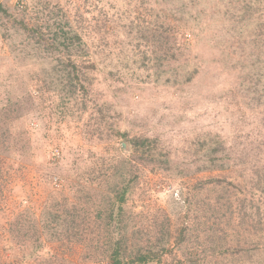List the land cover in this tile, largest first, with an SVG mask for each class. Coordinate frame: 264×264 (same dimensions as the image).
<instances>
[{"label":"rangeland","instance_id":"374dc122","mask_svg":"<svg viewBox=\"0 0 264 264\" xmlns=\"http://www.w3.org/2000/svg\"><path fill=\"white\" fill-rule=\"evenodd\" d=\"M238 1L233 0L232 8L237 12ZM224 4L222 0H196L192 12L202 11L203 15L196 26L194 19L182 17L178 4L179 9L172 16L167 10L162 14L160 0H0V264H107L109 232L105 225L85 221L81 212L82 219L69 218L80 227V234L71 239L72 245L48 241L32 257L23 255L26 249L8 228L15 219L24 225L49 218L50 213L45 214L46 204L51 203L49 197L55 192L59 199L58 192L70 201H90L89 204L95 202L97 194L100 198L109 196L108 188L120 179L116 166L133 154L124 136L88 143V129L84 131L83 127V122L91 118L88 113L85 119L80 115L76 119L77 115L72 114L64 117L62 82L49 85L53 67H61L59 54L45 56L46 47L29 36L19 22L25 18L31 26L36 22L45 26L50 11L59 14L57 19L49 20L52 30H56L59 20L72 28L85 20L89 31L96 24L105 23L110 35L108 43H119L115 51H109L106 44L100 48L98 34L83 36L102 69L89 86L85 102L90 105L92 120H101L97 131L107 136L119 131L150 138L155 153L172 159L167 171H154L142 164L133 167L139 175L134 192L137 201L127 205H140V212L130 220L129 235H137L144 244L153 240L155 228L160 229L163 218L166 222V215L175 234L183 230L189 234L188 244L179 247L184 251L188 245L191 256L197 255L195 258L200 260L198 264H264V232L249 227V223L247 228L238 230L239 235L234 227H222L223 223L238 222L237 204L250 196L256 172L264 169V99L253 91L261 84H254L249 73L257 74L258 70L248 67L252 63L249 56L264 48V23L260 24L261 31H255L258 24L251 23L235 33L218 13L225 10ZM166 13L171 18L166 19ZM157 19L167 20L169 33L179 36L173 56L156 73L153 68L142 70L133 61L137 57L133 53L132 71L120 65L123 78L118 79L122 59L119 48L132 41L127 49L134 52L138 30L143 31L144 26ZM113 21H117V26ZM132 22L135 29L131 28ZM180 30L187 33L180 35ZM142 49L143 46L137 51ZM110 52L113 55L109 56ZM110 70L117 74L112 75ZM31 75H35L34 82L32 78L28 81ZM19 83L24 91H19ZM96 99L116 102L114 107L120 112H112L102 121L92 107ZM24 122L25 127L19 130L25 129L21 138L28 149L22 154L18 152V158L11 150L12 138ZM210 134L226 142L235 160L222 169L195 172L198 156L204 154L198 147L199 138L203 141ZM186 163L193 170L191 175L172 173L177 171L176 166L185 167ZM78 187L83 191L76 196L74 191ZM143 189L147 195H142ZM61 208L62 204H53L48 212L56 210L60 214ZM212 227L220 230L217 238H224L220 247L224 252L217 257L209 250L214 245L210 240L214 234ZM78 235L83 241H77ZM179 247L176 254L180 253ZM250 248L254 253L250 254ZM162 264H173L172 259Z\"/></svg>","mask_w":264,"mask_h":264},{"label":"trees","instance_id":"16d2710c","mask_svg":"<svg viewBox=\"0 0 264 264\" xmlns=\"http://www.w3.org/2000/svg\"><path fill=\"white\" fill-rule=\"evenodd\" d=\"M160 1L162 3V14L163 11L167 10L172 13L170 15L172 16L173 13L179 9L177 8L178 4L182 17L185 18L189 16V20L194 19L195 25H199L200 19L203 16L201 14L202 11H197V14H193L192 12V5L196 2V0H175V2L173 0ZM222 1L225 3V10L219 11L218 13L226 20V27L228 29H233L235 33H237L242 31L251 23H256L258 25L254 27L255 31H261L260 24L264 23V0H239L236 5L239 12L234 11V9L232 10L235 6L233 0ZM169 3H172L173 6H170ZM48 13L51 18L49 17L47 19L48 22L45 24V26H47L46 30L43 29L45 26L39 24L38 22L32 26L29 25L25 18L19 20V22L29 36L36 38L38 42L46 47L44 51L46 53L45 56H51L54 52L59 54L57 57H59L61 67H53V71L50 72L49 85L53 86L56 81L62 82L60 89L62 94L60 99L62 104L66 106L63 107L65 114L64 117L68 114H72L77 115L76 119L79 115L81 119H85L86 117L84 116L88 113L87 116H90L91 118L88 121L83 122L84 131L88 129V134L86 133L87 135H84L86 138H89L87 140L88 143H100L101 141H110L117 139L119 136H124V139L129 144L133 154L129 155L130 157L129 159L127 158V161L123 159L120 164L116 166V173H120V179L111 185L112 187L108 188L109 196L100 198L97 194L95 202L89 204L88 202L90 201H86L87 203H83L78 200L70 201L68 200V196L65 194L62 195L58 192V196L59 194L61 196L59 199L56 197L57 195H55L57 192H55L54 196L49 197V199L52 200L51 203L48 206L46 204L45 214L50 213L49 218H41V220H38L37 224L28 221L29 223L23 225L17 219L10 223V227L8 229L12 232V235L17 238V242L21 243V245L26 249L23 255H26V257L38 255V253L44 249L48 241L62 242L66 244L69 243L72 245L71 239L75 238L77 236L76 234H80V227L74 225L73 221L76 217L82 219V216L79 213L81 212L85 216V221L92 224L96 223L97 226L105 225L106 231L109 232V240L107 242L108 246L106 251L107 264H162L169 258L172 259L173 264L175 261L182 264H198L200 260L195 258L197 255L191 256L192 250H190L191 248H189L188 245L186 246L187 250L185 249L184 251L181 250L182 247H179L181 244H188L190 241L189 234H186L184 230L178 235L175 234L169 225L168 221L170 220L166 215V222L163 218V223L160 224V229L157 230V228H155L154 232L156 233L153 240L144 244L137 235L134 237L129 235L130 231L128 229L131 225L130 220H133V218L137 216L136 214L140 212V205H133L131 208L127 205L128 202L137 201L134 198V192L135 187L139 182V175L133 167L136 168L142 164L144 166L151 167L154 171H160L163 169L167 171V168L170 167L169 164L172 162V159L171 157L162 158L160 154L155 153L154 150L156 148L151 146L149 143L151 141L150 138L130 136L129 133L120 134L119 131H115L111 136H107L105 133L102 134L101 131H97V126H99L98 123L101 120H92V111H88V107H90V105L85 102L86 95H89V86L94 83L96 80L95 75L101 72L102 69H99L98 66L100 62L99 58H97L94 53L90 52L83 36L84 34H91V36L98 34L101 39L100 48L106 44L109 51H115V45L119 43L113 40L111 41L115 45L111 46L108 43L107 37L109 35V29H106L107 26L105 23L96 24L93 29L90 28L89 31V27L87 26L85 20H80L76 28L70 27L68 22L64 24L59 20L56 24V30H52L53 26L50 25L49 20L57 19L59 14L54 11H50ZM57 14L58 16H56ZM131 14L136 15L134 11H132ZM170 16H167V13L165 14L166 19L171 18ZM233 17H236V19ZM113 24L117 26V21H113ZM134 24V22L131 23V28L135 29ZM167 24V20L160 22L157 19L156 22H153L149 26H142L146 33H143L144 30L141 32L138 30L137 34L139 40H137L135 44V48L133 50L134 52L129 53L128 50L132 41H128L123 47L121 46V48H119V53L122 55V59L118 64V79L123 78V76L120 75L122 72L120 68L122 69V67H127L130 72L132 71L133 66L130 56L133 53L137 56L133 58V61H137L138 66L140 68L142 67V70H149L153 68L154 71H157L156 73L160 72L158 67L164 65L163 63L170 56H173L174 50L179 46L176 41L179 36L174 35L173 37L172 34L169 33V26L166 27ZM134 29L131 30L133 31ZM186 33L181 30L178 32L180 35H184ZM156 40L160 44H157ZM141 46H143L142 51H137V49ZM262 52L264 53V48H261V52L259 53L251 54L249 58L252 63H249L250 61L248 62V67L251 68V71L258 70L257 74H252L251 72L249 73L251 75V80H254V84H261V88L257 87L253 89L254 92H258V97L261 100L264 99V56ZM112 53L113 52H110L108 55L111 56L113 55ZM127 55H129V58ZM54 56H56V54ZM120 65H122V67ZM242 65L244 66V62ZM95 71L96 73H94ZM110 73L114 75L116 72L114 70H110ZM31 78L33 82L36 79L35 75H31L28 78V81H30ZM65 80L66 82L63 84V81ZM116 87L118 88V86ZM21 89L24 88L23 85L19 83V91H24ZM8 92L13 93V91ZM101 99L94 100L92 107L96 108L98 117H101L102 121H104L106 117L113 115L112 112H120L116 107H114L116 102L106 100L102 101ZM112 105L113 107L110 108ZM68 106H71V109H69ZM77 106H80L81 109H86L82 111L78 109ZM109 109H111L110 112ZM112 109H114V111H112ZM2 124L5 123L2 121ZM24 125L25 122L23 124H19L17 130L24 128ZM13 128L16 129V126H12V129ZM93 128L94 131H92ZM111 128L114 129L113 124H111ZM23 130L25 129L19 130L16 137L14 135L12 138L13 144L11 150L17 157L18 152L22 154V151L28 149V144H26L24 139L21 138ZM198 147L200 150H204V154L202 156H198L199 165L195 168V172L222 169L229 166L230 162L235 160L233 151L227 147L225 141L216 135L210 134L208 137L206 136V139L203 141L199 138ZM136 156L140 159L135 160L134 158ZM126 162H128V164ZM186 164L185 167L176 166L178 167L177 171L172 173L176 172L180 176L191 175L193 170L191 166H189V163ZM129 166L131 168H129ZM250 185V196L237 204L239 209L238 222L233 225L232 223L229 225L228 222L227 224L223 223L222 227L224 230L227 227H234V231L237 235L238 230L241 228H247V224L249 223V227L256 229L258 232H264V169L260 173L256 172V176ZM79 191H83L82 188L79 189L78 187L74 191L76 196L79 195ZM146 192L147 190L143 189L142 195H147ZM84 197L92 196L85 195ZM97 202H106V204L102 205ZM57 203L62 204L64 210L61 208L60 214L57 213L56 210L48 212V208ZM218 215L219 214L216 216ZM69 218L73 219V221ZM35 220L36 219H34L33 222H35ZM198 230L201 231L199 227ZM211 230H213L214 234L210 240L214 245L211 246L209 250H211V254L214 257H217L218 254H223L224 252L223 249L220 248L221 246L223 247L224 238L222 236L219 238L215 236L219 235V228L212 227ZM81 240V236L78 235L77 241ZM225 245L226 249H228L227 243H225ZM177 247L180 249L179 254L175 253ZM206 248L208 249L207 246ZM247 251L248 249L244 250L245 255ZM249 252L250 254L254 253V249L250 248ZM179 255L181 256L180 258L178 257Z\"/></svg>","mask_w":264,"mask_h":264}]
</instances>
